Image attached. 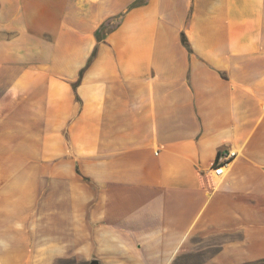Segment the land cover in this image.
I'll use <instances>...</instances> for the list:
<instances>
[{"label": "crops", "instance_id": "1", "mask_svg": "<svg viewBox=\"0 0 264 264\" xmlns=\"http://www.w3.org/2000/svg\"><path fill=\"white\" fill-rule=\"evenodd\" d=\"M65 260L264 264V0H0V264Z\"/></svg>", "mask_w": 264, "mask_h": 264}, {"label": "built area", "instance_id": "2", "mask_svg": "<svg viewBox=\"0 0 264 264\" xmlns=\"http://www.w3.org/2000/svg\"><path fill=\"white\" fill-rule=\"evenodd\" d=\"M235 156L236 151L233 149H229L227 152L220 154L212 166V175L214 177L222 176Z\"/></svg>", "mask_w": 264, "mask_h": 264}, {"label": "rangeland", "instance_id": "3", "mask_svg": "<svg viewBox=\"0 0 264 264\" xmlns=\"http://www.w3.org/2000/svg\"><path fill=\"white\" fill-rule=\"evenodd\" d=\"M60 264H77V263H75L73 260H65L64 262Z\"/></svg>", "mask_w": 264, "mask_h": 264}, {"label": "water", "instance_id": "4", "mask_svg": "<svg viewBox=\"0 0 264 264\" xmlns=\"http://www.w3.org/2000/svg\"><path fill=\"white\" fill-rule=\"evenodd\" d=\"M88 264H99L98 261L96 260H92L91 262H89Z\"/></svg>", "mask_w": 264, "mask_h": 264}]
</instances>
